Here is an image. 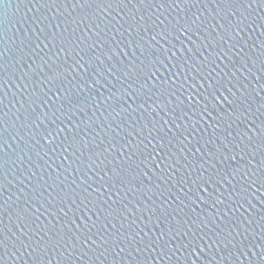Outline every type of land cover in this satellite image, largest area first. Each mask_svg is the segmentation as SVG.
I'll return each instance as SVG.
<instances>
[{"label":"water","instance_id":"95a60500","mask_svg":"<svg viewBox=\"0 0 264 264\" xmlns=\"http://www.w3.org/2000/svg\"><path fill=\"white\" fill-rule=\"evenodd\" d=\"M0 241V264H264V0L0 5Z\"/></svg>","mask_w":264,"mask_h":264},{"label":"snow or ice","instance_id":"6c2138e0","mask_svg":"<svg viewBox=\"0 0 264 264\" xmlns=\"http://www.w3.org/2000/svg\"><path fill=\"white\" fill-rule=\"evenodd\" d=\"M5 2H6V0H0V5H3ZM78 2H79V0H78ZM253 2H254V0H253ZM101 63H102V61H101ZM0 243H2V241H0Z\"/></svg>","mask_w":264,"mask_h":264}]
</instances>
